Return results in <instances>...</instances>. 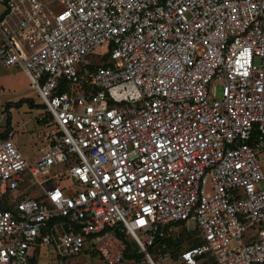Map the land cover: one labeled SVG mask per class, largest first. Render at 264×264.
I'll use <instances>...</instances> for the list:
<instances>
[{"label": "built area", "instance_id": "built-area-1", "mask_svg": "<svg viewBox=\"0 0 264 264\" xmlns=\"http://www.w3.org/2000/svg\"><path fill=\"white\" fill-rule=\"evenodd\" d=\"M61 4L0 0V66L23 70L50 128L33 162L0 139V264H120L121 234L137 264L172 260L148 250L178 222L203 240L178 264L264 263V0Z\"/></svg>", "mask_w": 264, "mask_h": 264}, {"label": "rangeland", "instance_id": "rangeland-1", "mask_svg": "<svg viewBox=\"0 0 264 264\" xmlns=\"http://www.w3.org/2000/svg\"><path fill=\"white\" fill-rule=\"evenodd\" d=\"M50 1V6L59 10L62 7L61 0H44ZM101 53V51H99ZM23 95V96H21ZM220 89L217 88L216 96L219 97ZM21 96V98H19ZM26 96V97H24ZM17 100V101H16ZM45 108L35 92L29 88V80L23 77L20 67H2L0 66V136L13 130L11 141L16 145L19 152L28 162L36 160L41 152L47 148L46 141L43 140L44 133L50 128L41 123L44 117ZM258 162L264 175V150L258 155ZM61 167H56L50 171L53 175L61 171ZM30 198L38 197L40 187L33 182L27 183ZM61 186L58 182L51 181L44 185V188ZM264 187V181L261 182ZM187 230H178L175 236L179 235L180 249H184L196 240L192 222L186 224ZM233 246V244H231ZM143 260V257L140 259ZM139 260V261H140ZM176 259L172 258L161 261H155V264H178ZM38 264H104L103 261L90 250H86L83 255L57 259L53 254L43 252L38 258ZM120 264H137L134 260H125Z\"/></svg>", "mask_w": 264, "mask_h": 264}, {"label": "trees", "instance_id": "trees-1", "mask_svg": "<svg viewBox=\"0 0 264 264\" xmlns=\"http://www.w3.org/2000/svg\"><path fill=\"white\" fill-rule=\"evenodd\" d=\"M6 136H0V139H5ZM0 207L2 209H7L8 206L5 204H0ZM178 230H187V227L184 223L178 222L173 224H168L163 226L160 229L159 234L156 236L153 246H151L148 250L150 254L156 253L158 250H163L165 252H169L174 259H178L180 253L184 249L192 248L195 246H199L203 243V240L201 236L198 234V231L194 230V232H191L192 234H195L196 240L192 242V244L184 249H180V241H179V235L175 236V233ZM121 239L125 240L127 243L126 252H125V259L126 260H134L139 261L143 254L139 252L138 247L130 240H127L126 237L121 234L118 235ZM38 251L34 258L32 259L30 264H38ZM94 254V253H93ZM59 259V258H58ZM201 264H215V262L207 258L205 261H203ZM264 264V263H262Z\"/></svg>", "mask_w": 264, "mask_h": 264}, {"label": "crops", "instance_id": "crops-1", "mask_svg": "<svg viewBox=\"0 0 264 264\" xmlns=\"http://www.w3.org/2000/svg\"><path fill=\"white\" fill-rule=\"evenodd\" d=\"M3 11V7L0 5V13ZM3 67V66H2ZM20 70H21V74H22V76L23 77H26V75H25V73L23 72V70L20 68ZM30 88V87H29ZM21 96H23V95H21ZM21 96L19 97V98H21ZM24 97H26V96H24ZM17 101V100H16ZM45 114H46V112H45ZM39 119H41L40 121H41V123H44V125L45 126H47L48 125V123H47V114L44 116V117H42V118H38V121H39ZM2 136H6L7 138H10L11 139V137L13 136V130L11 129V130H9L8 131V133H5V135H2Z\"/></svg>", "mask_w": 264, "mask_h": 264}]
</instances>
